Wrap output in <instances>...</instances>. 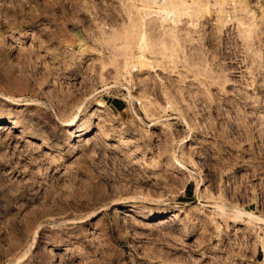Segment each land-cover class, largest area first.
<instances>
[{"label": "rangeland", "instance_id": "374dc122", "mask_svg": "<svg viewBox=\"0 0 264 264\" xmlns=\"http://www.w3.org/2000/svg\"><path fill=\"white\" fill-rule=\"evenodd\" d=\"M125 1L0 0V264H264V0L251 44L205 5L194 65Z\"/></svg>", "mask_w": 264, "mask_h": 264}, {"label": "bare ground", "instance_id": "6f19581e", "mask_svg": "<svg viewBox=\"0 0 264 264\" xmlns=\"http://www.w3.org/2000/svg\"><path fill=\"white\" fill-rule=\"evenodd\" d=\"M140 1H141V6L137 4ZM140 1L136 0L134 3H132V1L131 2L129 1L130 5H128V1L124 2V4L127 3V7H128L127 8L128 14H126V17L124 16V18H126L130 22V27L128 26L129 25L128 24L127 28L125 27V30L128 31L129 30L128 28H131L132 32L131 31L129 32L130 33L135 32V33L134 35L132 34L130 35L135 36L136 40L135 39L134 40L136 42L138 40L140 41V42L138 41V43H140L141 45L139 48L143 49L142 50L143 52L139 56L141 58H146L147 54H151L153 56L156 55L157 58H165L177 63L178 62L177 57H181V60L179 61H183L184 63L185 62H190V64L193 63L191 65L199 64L200 61H198L199 59L197 60V58L200 56L199 51L196 52L195 49H199L198 46L200 45L202 38L201 37L199 38V36L196 35V33L200 34L198 32H200L201 26L203 25L201 21L204 19L205 12L203 11V7L205 5L211 4V6L212 5L219 6L220 10H218V18L221 20V24H219L220 26L218 27L219 29H221V27L225 25L228 24L230 25L234 23L235 25L238 26V28H240V37L244 41L246 40L247 42H250V44L254 36L253 32L256 31L258 27V23L255 20L256 17L255 12L251 10L248 0H140ZM234 3L238 4L239 7H237L236 5L233 8V10H228L229 8L228 5H232ZM124 7H122V9ZM238 9L246 13H242L244 14L243 16L240 15L238 16L237 15ZM115 29H116L115 32L113 31L114 33H112L114 34L112 38H117L118 32L121 31L118 28ZM112 40L114 41L115 39ZM192 49L195 52L190 53L189 51L190 50L192 51ZM180 52L183 53V56L179 55ZM254 53L260 56L259 49L254 50ZM201 57L202 55L200 56V59ZM207 58L208 57H206V55H203L202 61L208 63ZM159 60L160 59H157V61ZM127 96L130 100H133V97L130 93H128ZM4 99L10 101L8 96H5ZM13 103L17 105L21 104L18 102H13ZM81 113H82V108L80 106L79 112L75 114L74 118L70 122V125L77 124V122L81 119ZM0 121H7L12 123L14 126H21L20 120L18 119L17 120L8 119L3 116H0ZM184 121L188 123L185 118ZM193 130H194L193 128H190L189 134L185 139L186 141L192 139ZM198 161L195 160L193 164L194 166L199 168L200 164ZM202 180L201 179L198 180L197 190H200L201 185L203 183ZM202 194L203 193H201V195ZM223 196L224 195L221 194L222 198H224ZM201 200H202L201 201L202 204L211 205V203L207 200V198L204 197V199ZM221 207H223L222 215L225 217L230 215L229 213H231V215H233L235 218L238 217L240 218L242 217V214H244L243 210H241V208L237 206L236 208L230 207L232 209L226 208L227 207L226 205H221ZM151 216H155V215L151 213Z\"/></svg>", "mask_w": 264, "mask_h": 264}]
</instances>
